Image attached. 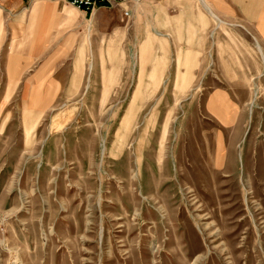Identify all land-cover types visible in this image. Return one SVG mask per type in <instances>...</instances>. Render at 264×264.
Returning a JSON list of instances; mask_svg holds the SVG:
<instances>
[{
	"label": "rangeland",
	"instance_id": "rangeland-1",
	"mask_svg": "<svg viewBox=\"0 0 264 264\" xmlns=\"http://www.w3.org/2000/svg\"><path fill=\"white\" fill-rule=\"evenodd\" d=\"M212 10L66 7L0 56V264H264V36Z\"/></svg>",
	"mask_w": 264,
	"mask_h": 264
},
{
	"label": "crops",
	"instance_id": "crops-1",
	"mask_svg": "<svg viewBox=\"0 0 264 264\" xmlns=\"http://www.w3.org/2000/svg\"><path fill=\"white\" fill-rule=\"evenodd\" d=\"M214 11L223 18L240 17L253 21L261 36L260 25L264 16V0H206ZM66 7H72L69 3L58 0H0V56L12 57L16 55L37 58L43 56L48 50L46 40H56V37H43V29L39 28L36 35L31 36V25L58 26L65 24L58 16V12ZM80 10V9H79ZM82 11V10H81ZM84 12V11H83ZM89 14V13H85ZM92 15V14H91ZM14 41H22L24 44L22 54L12 51ZM38 41V45H27V42ZM54 55V54H52ZM31 60V59H30ZM34 60V59H32ZM31 60V62H32ZM28 63L30 66L32 63ZM38 103H51L40 101Z\"/></svg>",
	"mask_w": 264,
	"mask_h": 264
},
{
	"label": "built area",
	"instance_id": "built-area-1",
	"mask_svg": "<svg viewBox=\"0 0 264 264\" xmlns=\"http://www.w3.org/2000/svg\"><path fill=\"white\" fill-rule=\"evenodd\" d=\"M69 3L70 5L84 11L85 13L93 14L99 7L107 6L113 7L115 3L124 1H138V0H58ZM125 14L128 15L129 11L125 10Z\"/></svg>",
	"mask_w": 264,
	"mask_h": 264
},
{
	"label": "bare ground",
	"instance_id": "bare-ground-1",
	"mask_svg": "<svg viewBox=\"0 0 264 264\" xmlns=\"http://www.w3.org/2000/svg\"><path fill=\"white\" fill-rule=\"evenodd\" d=\"M199 3H200V4L206 9V11H207L209 14L213 15L215 19H219V18L215 15V13L213 12L212 8L210 7V5L207 3L206 0H199ZM96 12H97V10H95L93 14H95ZM93 14H92V15H93ZM68 16H69V15H68ZM217 234H218V233H217ZM238 250H239L238 248H234V247H232L230 251L228 250L229 252H231V254H233V261L231 262V264H241V263H242L241 261H243V260H241V258L238 256V254L235 255L236 252H237ZM239 254H241V253H239ZM253 257H254V256H253ZM243 264H252V259H250V258L247 257V258H246V262L243 263Z\"/></svg>",
	"mask_w": 264,
	"mask_h": 264
}]
</instances>
